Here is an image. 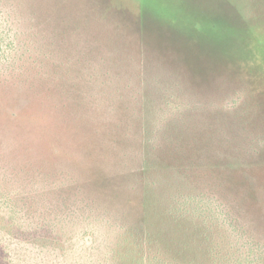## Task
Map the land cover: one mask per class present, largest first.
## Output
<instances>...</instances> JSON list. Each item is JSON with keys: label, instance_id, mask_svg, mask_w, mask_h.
<instances>
[{"label": "rangeland", "instance_id": "374dc122", "mask_svg": "<svg viewBox=\"0 0 264 264\" xmlns=\"http://www.w3.org/2000/svg\"><path fill=\"white\" fill-rule=\"evenodd\" d=\"M130 230L264 264V0H0V264Z\"/></svg>", "mask_w": 264, "mask_h": 264}, {"label": "trees", "instance_id": "16d2710c", "mask_svg": "<svg viewBox=\"0 0 264 264\" xmlns=\"http://www.w3.org/2000/svg\"><path fill=\"white\" fill-rule=\"evenodd\" d=\"M118 241L116 248H121V251L117 250L118 260L112 262L114 264H169L157 254L154 257L147 256L153 254L152 251H148L150 249L148 244L155 245L157 242L155 236L150 232H147L145 237H141L137 232L130 230L128 234L120 236ZM192 263V261H189V264ZM235 264H238V262H235Z\"/></svg>", "mask_w": 264, "mask_h": 264}]
</instances>
